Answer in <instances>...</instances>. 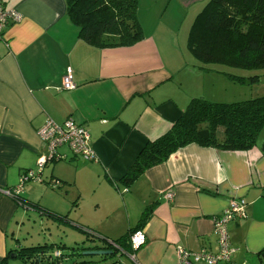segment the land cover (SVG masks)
Wrapping results in <instances>:
<instances>
[{
	"label": "crops",
	"instance_id": "0c3cea01",
	"mask_svg": "<svg viewBox=\"0 0 264 264\" xmlns=\"http://www.w3.org/2000/svg\"><path fill=\"white\" fill-rule=\"evenodd\" d=\"M136 1L140 39L100 49L79 37L64 0H0L5 10L21 15L5 27L0 41V190L16 187L47 153L37 131L48 120L61 125L71 118L84 128L96 157L83 161L62 147L58 153L64 158L49 161L41 181L24 185V204L0 192V260L20 247L78 246L85 231L100 238L99 251H110L104 240L127 236L150 209L141 228L145 242L137 250L64 261L175 264L178 247L216 253L213 219L231 200H244L245 217L226 225L233 252L220 264H264V128L248 151L191 144L129 186L121 182L140 150L169 131L191 99L228 103L207 95V77L220 74L224 85L239 89L235 100L248 96L247 84L233 80L235 75L185 63L182 45L187 49V33L209 0ZM68 73L75 88L61 90ZM168 191L172 201L164 198ZM34 214L52 223L55 236L38 223L45 237L43 243L33 240ZM64 228L77 236L68 241L61 235Z\"/></svg>",
	"mask_w": 264,
	"mask_h": 264
},
{
	"label": "trees",
	"instance_id": "16d2710c",
	"mask_svg": "<svg viewBox=\"0 0 264 264\" xmlns=\"http://www.w3.org/2000/svg\"><path fill=\"white\" fill-rule=\"evenodd\" d=\"M64 1L67 17L77 26L79 37L92 46L123 47L141 37L136 0ZM187 49L201 64H221L243 71L264 70V0H209L190 27ZM232 77L247 85L259 80L258 75ZM262 128L264 94L228 103L193 98L169 131L140 150L121 182L129 186L147 169L164 163L177 150L191 144L222 151H248L255 146ZM14 201L25 203L20 196ZM149 211L143 212L137 228L127 236L104 240L107 249L112 253L131 249L130 236L145 225ZM85 233L86 239L78 246L20 247L8 251L0 264H9L13 255L24 264H67L64 259L74 257L79 250L101 249L96 245L100 238Z\"/></svg>",
	"mask_w": 264,
	"mask_h": 264
},
{
	"label": "built area",
	"instance_id": "2783aa9c",
	"mask_svg": "<svg viewBox=\"0 0 264 264\" xmlns=\"http://www.w3.org/2000/svg\"><path fill=\"white\" fill-rule=\"evenodd\" d=\"M21 19V15L15 10H5L0 2V41L3 38V32L9 22L16 23ZM75 84L72 81L70 73L66 74L62 80L61 90H72ZM37 136L45 146L47 153L40 156L36 161V168L29 170L20 176L19 183L16 187L9 190H0V192L16 200L23 192L24 185L29 181H41V174L45 165L49 161L62 160L63 155L58 153L62 147L67 148L70 153L87 162L96 161L93 149L89 144L88 134L84 128L76 124L71 118H68L61 125L48 120L38 131ZM58 183L52 184L56 188ZM166 201H172L173 194L168 191L164 194ZM244 200H231L229 206L217 218L213 219L214 234L217 238L218 250L210 254L206 252L192 253L181 247L176 250L175 264H220L229 262L233 250L228 242L226 225L235 219L245 217ZM132 250H137L144 242L145 237L141 230L134 232L129 239ZM113 247L117 248L116 245ZM55 253V256H58Z\"/></svg>",
	"mask_w": 264,
	"mask_h": 264
},
{
	"label": "rangeland",
	"instance_id": "374dc122",
	"mask_svg": "<svg viewBox=\"0 0 264 264\" xmlns=\"http://www.w3.org/2000/svg\"><path fill=\"white\" fill-rule=\"evenodd\" d=\"M189 27L190 26L186 25V28H187L186 30H188ZM187 35H188V33H187ZM182 49H183V52H184L185 63H187L188 65H193V66H195L197 68L206 67V66L207 67L211 66L212 68L215 67V68H219V69L221 68L222 72H223L222 75L223 74H227V73L235 75V76H252V75L262 76V75H264V70L243 71V70H239V69L230 68V67H227V66L221 65V64H201L191 55V53L188 51V49L184 48L183 45H182ZM221 66H224V67H221ZM219 75L220 74H217V76H216V74H214V76L210 75L211 77H207L206 78V84L207 85H205V87H206L205 88V92L207 93V95L213 96L214 98H212V99H215V101H226V102L238 101V100H235V97H236V99H238L237 97L239 95H241L237 91L239 89L233 88L234 85H231V86L224 85V82H223L224 78L220 77ZM262 78H264V77H262ZM247 86H248V89H247V92H246V95H248L246 97L247 99L251 98V97H256L258 95L264 94V80H262L258 84L247 85ZM242 92H243V90H242ZM246 98H243V99H246ZM33 221H35L34 223L36 225L33 226L30 229V233H31L30 235L33 236L32 238H33L34 241H38L39 243H43L42 238L45 237L44 235H42V233L39 232V227L40 226L38 225V223H40L42 228L46 229L45 231H46L47 234H48L47 228H49L52 231V236H55L56 229L54 228L52 223L49 222L47 219L44 218L42 220H39L38 215L34 214V215L31 216V225H32ZM31 225H29V223H28V225L25 228H28ZM37 234H39V235L37 236ZM61 235H65L67 237V240L71 241L72 238L76 234L75 233L74 234L71 233V231H69L68 228H64ZM50 242H52V240ZM29 243H36V242H28V244ZM9 264H24V263L20 259H15V260L10 261Z\"/></svg>",
	"mask_w": 264,
	"mask_h": 264
},
{
	"label": "water",
	"instance_id": "95a60500",
	"mask_svg": "<svg viewBox=\"0 0 264 264\" xmlns=\"http://www.w3.org/2000/svg\"><path fill=\"white\" fill-rule=\"evenodd\" d=\"M112 252L111 251H102V250H98V251H94V250H79L76 255L78 257H97V256H107V255H111ZM14 257V255L12 256Z\"/></svg>",
	"mask_w": 264,
	"mask_h": 264
}]
</instances>
